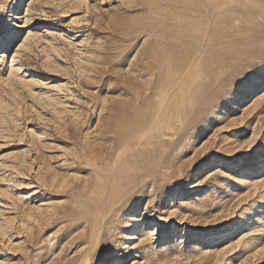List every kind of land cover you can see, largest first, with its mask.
I'll list each match as a JSON object with an SVG mask.
<instances>
[{
  "label": "rangeland",
  "instance_id": "obj_1",
  "mask_svg": "<svg viewBox=\"0 0 264 264\" xmlns=\"http://www.w3.org/2000/svg\"><path fill=\"white\" fill-rule=\"evenodd\" d=\"M162 1L0 0V264H264V31L185 77L175 147L103 160Z\"/></svg>",
  "mask_w": 264,
  "mask_h": 264
},
{
  "label": "bare ground",
  "instance_id": "obj_2",
  "mask_svg": "<svg viewBox=\"0 0 264 264\" xmlns=\"http://www.w3.org/2000/svg\"><path fill=\"white\" fill-rule=\"evenodd\" d=\"M164 1L160 4L170 6L171 11L166 13L163 12L164 8L157 10L152 7L151 11H158L162 18L148 23L146 28L151 39L139 54L146 59L141 64L151 79L148 78L144 86L127 88L130 99L122 101L124 104L117 109L115 126H108L105 131L111 142L104 162L124 153L150 156L157 148L175 147L179 140L177 134L180 125L172 116L183 109L184 104L180 103L179 98L186 88L185 77L189 72L201 74L205 68L208 78L212 79L210 72L216 74L226 65L225 60L220 55L216 56V53L226 57L236 54L233 45H227L231 42V36L234 37L233 42L242 43L239 50L247 51L252 45H258L261 39L259 34L249 33L264 31V0ZM167 51L179 57L174 62V71L178 76L170 86L164 85L163 72L170 62L163 55ZM1 56L4 57L5 52ZM163 91L162 99L160 94ZM156 96H160L161 100L154 101ZM188 107L190 117L194 120L193 103H188ZM158 165L164 167L165 164L159 161ZM138 170L135 176L146 172V168Z\"/></svg>",
  "mask_w": 264,
  "mask_h": 264
},
{
  "label": "snow or ice",
  "instance_id": "obj_3",
  "mask_svg": "<svg viewBox=\"0 0 264 264\" xmlns=\"http://www.w3.org/2000/svg\"><path fill=\"white\" fill-rule=\"evenodd\" d=\"M48 71H54L53 69H48ZM41 120H44V117H41ZM261 251H264V249H261Z\"/></svg>",
  "mask_w": 264,
  "mask_h": 264
}]
</instances>
